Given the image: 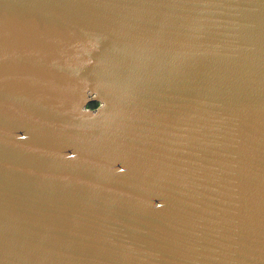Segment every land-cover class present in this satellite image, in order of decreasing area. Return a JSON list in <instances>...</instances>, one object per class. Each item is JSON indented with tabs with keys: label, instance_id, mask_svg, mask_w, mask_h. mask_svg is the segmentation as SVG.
<instances>
[{
	"label": "water",
	"instance_id": "1",
	"mask_svg": "<svg viewBox=\"0 0 264 264\" xmlns=\"http://www.w3.org/2000/svg\"><path fill=\"white\" fill-rule=\"evenodd\" d=\"M0 264H264V0H0Z\"/></svg>",
	"mask_w": 264,
	"mask_h": 264
},
{
	"label": "trees",
	"instance_id": "2",
	"mask_svg": "<svg viewBox=\"0 0 264 264\" xmlns=\"http://www.w3.org/2000/svg\"><path fill=\"white\" fill-rule=\"evenodd\" d=\"M91 106H93V107H94V106H96V104H91Z\"/></svg>",
	"mask_w": 264,
	"mask_h": 264
}]
</instances>
